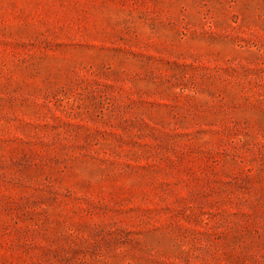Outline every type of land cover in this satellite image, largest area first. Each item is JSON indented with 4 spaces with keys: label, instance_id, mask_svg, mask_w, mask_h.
<instances>
[{
    "label": "rangeland",
    "instance_id": "rangeland-1",
    "mask_svg": "<svg viewBox=\"0 0 264 264\" xmlns=\"http://www.w3.org/2000/svg\"><path fill=\"white\" fill-rule=\"evenodd\" d=\"M0 264H264V0H0Z\"/></svg>",
    "mask_w": 264,
    "mask_h": 264
}]
</instances>
